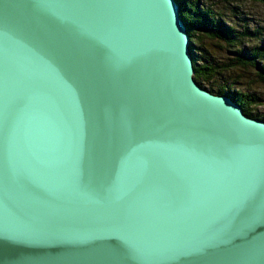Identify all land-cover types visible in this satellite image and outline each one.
Listing matches in <instances>:
<instances>
[{"label": "water", "instance_id": "water-1", "mask_svg": "<svg viewBox=\"0 0 264 264\" xmlns=\"http://www.w3.org/2000/svg\"><path fill=\"white\" fill-rule=\"evenodd\" d=\"M178 9L0 0V264H264V121Z\"/></svg>", "mask_w": 264, "mask_h": 264}, {"label": "trees", "instance_id": "trees-1", "mask_svg": "<svg viewBox=\"0 0 264 264\" xmlns=\"http://www.w3.org/2000/svg\"><path fill=\"white\" fill-rule=\"evenodd\" d=\"M179 6L178 12L186 26L190 38V54L193 62V78L202 88L215 95L227 96L237 104L245 116L264 121V116L253 111L261 103V98L255 93H244L232 89L227 83L214 85L213 82L222 76L228 65L216 63L205 48V41H216L232 48L236 54L234 63L250 66L256 69L259 80L264 84V51L253 48L245 51L243 36L234 27L227 24L220 14H216L203 4V0H175ZM264 1V0H250ZM247 34L249 31L247 30ZM263 58V61L260 60ZM231 65V64H230ZM231 71V70H230Z\"/></svg>", "mask_w": 264, "mask_h": 264}, {"label": "rangeland", "instance_id": "rangeland-1", "mask_svg": "<svg viewBox=\"0 0 264 264\" xmlns=\"http://www.w3.org/2000/svg\"><path fill=\"white\" fill-rule=\"evenodd\" d=\"M203 4L214 13L220 14L227 24L244 34V52L253 48L264 51V1L203 0ZM199 46L207 50L214 62L224 63L228 65L224 69L231 70L224 71L213 84L227 83L232 89L257 94L261 98V103L254 107L253 111L264 116V84L259 80L256 69L234 63L236 54L232 48H228L223 43L205 41ZM260 60L263 61V58Z\"/></svg>", "mask_w": 264, "mask_h": 264}, {"label": "bare ground", "instance_id": "bare-ground-1", "mask_svg": "<svg viewBox=\"0 0 264 264\" xmlns=\"http://www.w3.org/2000/svg\"><path fill=\"white\" fill-rule=\"evenodd\" d=\"M179 7V6H178Z\"/></svg>", "mask_w": 264, "mask_h": 264}]
</instances>
